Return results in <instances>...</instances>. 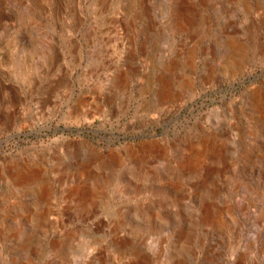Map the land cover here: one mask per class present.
Masks as SVG:
<instances>
[{"label":"rangeland","instance_id":"obj_1","mask_svg":"<svg viewBox=\"0 0 264 264\" xmlns=\"http://www.w3.org/2000/svg\"><path fill=\"white\" fill-rule=\"evenodd\" d=\"M0 264H264V0H0Z\"/></svg>","mask_w":264,"mask_h":264},{"label":"water","instance_id":"obj_2","mask_svg":"<svg viewBox=\"0 0 264 264\" xmlns=\"http://www.w3.org/2000/svg\"><path fill=\"white\" fill-rule=\"evenodd\" d=\"M263 72H255L253 74L246 75L245 72L242 74L240 81L238 84L232 85V87L229 89L231 93L241 90L244 86H247L249 84H252L254 81L259 79ZM150 136H157V134H150Z\"/></svg>","mask_w":264,"mask_h":264}]
</instances>
